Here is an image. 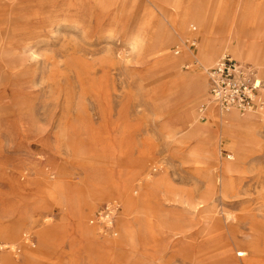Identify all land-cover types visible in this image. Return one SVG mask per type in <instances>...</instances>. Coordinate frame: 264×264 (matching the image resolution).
Here are the masks:
<instances>
[{"label":"rangeland","instance_id":"rangeland-1","mask_svg":"<svg viewBox=\"0 0 264 264\" xmlns=\"http://www.w3.org/2000/svg\"><path fill=\"white\" fill-rule=\"evenodd\" d=\"M224 54L264 80V0H0V264H264V104L211 113Z\"/></svg>","mask_w":264,"mask_h":264},{"label":"built area","instance_id":"built-area-1","mask_svg":"<svg viewBox=\"0 0 264 264\" xmlns=\"http://www.w3.org/2000/svg\"><path fill=\"white\" fill-rule=\"evenodd\" d=\"M174 52H180L178 45L174 46ZM206 76L208 106L215 105L222 114L231 111L245 114L263 106L264 80L253 66L224 54L206 69ZM109 210V205L102 206L96 212L95 220L107 218Z\"/></svg>","mask_w":264,"mask_h":264},{"label":"crops","instance_id":"crops-1","mask_svg":"<svg viewBox=\"0 0 264 264\" xmlns=\"http://www.w3.org/2000/svg\"><path fill=\"white\" fill-rule=\"evenodd\" d=\"M207 59H210L209 57H207ZM180 116L182 118H187V119H192V114L191 111L189 110L188 107H186V105L183 107L182 112L180 114ZM234 117V116H232ZM233 119V118H232ZM231 121H224V120H220L222 126L224 124V126H226L229 131H240V135H248V136H252L254 135V131L257 127V123L253 120H250V118H244L242 120H232ZM185 129V128H184ZM188 131V135H202L203 136V140H204V144L206 146V142L209 143L208 139H209V131H200L201 130V126L199 124H197L196 126L190 127L189 129H187ZM212 137L214 138V142L218 145L219 143V136L216 135H212ZM208 150V149H207ZM210 151V150H208ZM239 255H242L241 253H239ZM226 264H230L229 261H226Z\"/></svg>","mask_w":264,"mask_h":264},{"label":"bare ground","instance_id":"bare-ground-1","mask_svg":"<svg viewBox=\"0 0 264 264\" xmlns=\"http://www.w3.org/2000/svg\"><path fill=\"white\" fill-rule=\"evenodd\" d=\"M234 47H235V53H236V55L237 56H239V57H242V54H241V45L240 44H235L234 45ZM181 79V78H180ZM179 80V79H178ZM177 79L175 80V83H176V81H178ZM191 102H187L186 103V107H188L189 108V110L191 111V114H192V119H187L186 117L184 118V121H186L187 123H188V125L190 124V125H194V126H196L197 124H194L193 122L195 121L196 122V120H195V118H194V116H193V113H192V108H191ZM210 107V109H212L213 111H211V113L212 114H214L215 116H216V113L214 112V110H216L217 109V107L215 106V105H210L209 106ZM208 107V108H209ZM216 108V109H215ZM221 113V112H220ZM228 115H230L231 117L233 116V112H229L228 113ZM198 116V115H197ZM197 119V118H196ZM221 120H224V119H222V118H220ZM228 120V119H227ZM224 121H226V120H224ZM190 122V123H189ZM193 123V124H192ZM224 125V124H223ZM213 138V137H212ZM230 158V157H229ZM227 169H230V167H226ZM147 225V224H146ZM154 227H155V225H154ZM154 229V228H153ZM158 230V229H157ZM148 231V230H147ZM253 246H254V244L252 245V248H253ZM242 254H244V253H242ZM246 254V253H245Z\"/></svg>","mask_w":264,"mask_h":264}]
</instances>
